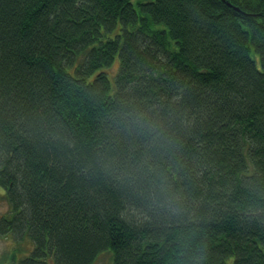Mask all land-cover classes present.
<instances>
[{"label":"trees","instance_id":"trees-1","mask_svg":"<svg viewBox=\"0 0 264 264\" xmlns=\"http://www.w3.org/2000/svg\"><path fill=\"white\" fill-rule=\"evenodd\" d=\"M0 188L12 264H264V0H0Z\"/></svg>","mask_w":264,"mask_h":264},{"label":"rangeland","instance_id":"rangeland-1","mask_svg":"<svg viewBox=\"0 0 264 264\" xmlns=\"http://www.w3.org/2000/svg\"><path fill=\"white\" fill-rule=\"evenodd\" d=\"M116 70H117V66L114 65V67H112V73H115ZM110 76H111L112 84H114L115 75L114 76L110 75ZM2 193L3 191L0 188V219L3 216H7L8 212L10 211L9 204ZM13 247H17V249L19 248V251H21V253H19L17 258L21 259L27 256L28 254H30V252L33 249V244L26 237L24 240L21 241L20 244H17L16 241L12 238V236L0 235V264H12L13 263L12 261H10V257L13 252ZM16 253H18V250ZM94 264H112L111 255L109 254L101 255Z\"/></svg>","mask_w":264,"mask_h":264}]
</instances>
